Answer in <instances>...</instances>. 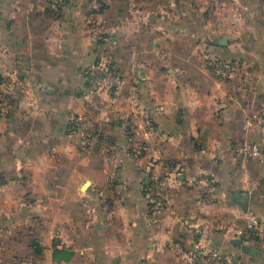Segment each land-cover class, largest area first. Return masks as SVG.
I'll return each instance as SVG.
<instances>
[{
    "label": "crops",
    "instance_id": "0c3cea01",
    "mask_svg": "<svg viewBox=\"0 0 264 264\" xmlns=\"http://www.w3.org/2000/svg\"><path fill=\"white\" fill-rule=\"evenodd\" d=\"M192 1L0 0V264H193L176 242L264 264V158L240 148L264 151V0L219 38ZM107 54L115 103L93 83ZM167 168L182 174L160 207ZM34 172L39 224L16 199Z\"/></svg>",
    "mask_w": 264,
    "mask_h": 264
},
{
    "label": "rangeland",
    "instance_id": "374dc122",
    "mask_svg": "<svg viewBox=\"0 0 264 264\" xmlns=\"http://www.w3.org/2000/svg\"><path fill=\"white\" fill-rule=\"evenodd\" d=\"M204 5V13L203 15H196L197 19L203 18V22L207 25V30L209 31V37H215L219 38L222 36L231 37L233 33V26L235 24H239L242 22L249 21V18L245 14H240V8L243 7L245 9L248 5L253 4L255 5V2L253 0H199ZM259 2H256V5H258ZM201 6L198 5L197 0L192 1V8H200ZM109 57V54L105 56V59L102 60V65L105 64L106 60ZM102 65L98 66V71L102 68ZM96 77L94 78V85L96 87ZM102 93V92H101ZM110 99V98H109ZM111 100V99H110ZM74 120V119H73ZM71 122L68 126V131H72L73 129H76V132H79L80 134H85L84 138H82V141L80 142V145L82 146V151L86 150L89 145L86 140L87 138V128L85 126V121L75 120L69 121ZM74 131V130H73ZM69 165V164H68ZM67 166V161H66ZM24 174H22L20 177H24ZM52 177V175H49V177ZM24 180V179H22ZM26 180H29L28 177ZM88 178L86 175L82 174L78 180L77 183L82 187V185L87 182ZM31 181L34 183V185H38L41 181H45L44 175L39 172L32 175ZM90 185H88L87 188H81L82 191H87ZM77 194V190H75ZM18 193L16 199L17 203L19 204V201L22 203H26V207L28 208V211L32 218L39 224L41 223L40 219L41 217L46 213V197H47V191H44L39 187L28 190H19L16 191ZM64 197L66 200L73 198V192L68 190L64 191ZM55 196L51 197V199H54Z\"/></svg>",
    "mask_w": 264,
    "mask_h": 264
},
{
    "label": "built area",
    "instance_id": "2783aa9c",
    "mask_svg": "<svg viewBox=\"0 0 264 264\" xmlns=\"http://www.w3.org/2000/svg\"><path fill=\"white\" fill-rule=\"evenodd\" d=\"M95 83L96 89L105 93L115 103L122 97L127 81L112 58H108L97 72ZM240 148L244 152L264 158L263 148L256 143L244 142ZM181 174L180 169L164 170L154 193V201L158 203V206L164 207L167 204V192L180 181ZM173 248L179 253H185L193 264H235L234 256L219 247H207L199 242L193 243L190 247H184L181 242H176Z\"/></svg>",
    "mask_w": 264,
    "mask_h": 264
},
{
    "label": "water",
    "instance_id": "95a60500",
    "mask_svg": "<svg viewBox=\"0 0 264 264\" xmlns=\"http://www.w3.org/2000/svg\"><path fill=\"white\" fill-rule=\"evenodd\" d=\"M87 184L89 185L88 181L85 182L82 187L85 188V186ZM235 199H236V201H238L239 203H241L243 205H247V203H248V196L246 194L236 193ZM231 242H232V244H234V245H236L238 247H241L242 251H244L246 253L253 252L250 247H248L246 244L242 243V240L240 238H234V239L231 240Z\"/></svg>",
    "mask_w": 264,
    "mask_h": 264
},
{
    "label": "trees",
    "instance_id": "16d2710c",
    "mask_svg": "<svg viewBox=\"0 0 264 264\" xmlns=\"http://www.w3.org/2000/svg\"><path fill=\"white\" fill-rule=\"evenodd\" d=\"M57 255H61L63 258L68 259L71 256L70 252H66L65 250L56 249L54 252V257L57 258Z\"/></svg>",
    "mask_w": 264,
    "mask_h": 264
},
{
    "label": "bare ground",
    "instance_id": "6f19581e",
    "mask_svg": "<svg viewBox=\"0 0 264 264\" xmlns=\"http://www.w3.org/2000/svg\"><path fill=\"white\" fill-rule=\"evenodd\" d=\"M87 185H88V184H87ZM87 185H86V186H87ZM86 186H85V187H86Z\"/></svg>",
    "mask_w": 264,
    "mask_h": 264
}]
</instances>
